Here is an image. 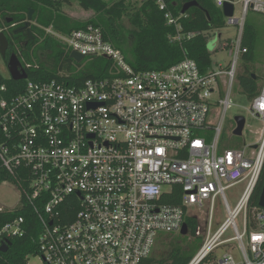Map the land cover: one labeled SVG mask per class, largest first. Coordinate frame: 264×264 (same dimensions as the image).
I'll return each instance as SVG.
<instances>
[{
	"label": "built area",
	"instance_id": "1",
	"mask_svg": "<svg viewBox=\"0 0 264 264\" xmlns=\"http://www.w3.org/2000/svg\"><path fill=\"white\" fill-rule=\"evenodd\" d=\"M154 1L168 25L180 29L183 14L176 18L166 0ZM226 4L234 13L224 15L225 24L237 27L238 38L222 50L231 49L233 57L206 72L188 58L163 71L137 72L100 26L45 30L70 54L104 57L113 65L106 78L81 84L27 78L21 93L0 100V160L19 177L14 187L20 199L9 210L25 208L34 218L19 215L0 227V264L8 263L2 255L14 240L37 230L36 249L13 264H30L32 257L41 264H143L161 235L180 234L187 218H199L192 209L204 207L207 237L190 264H202L233 242L243 264H264V208L252 206L264 169V85L250 106L263 123L255 143L243 150L220 145L247 52L246 19L249 13L264 15V0H215L223 14ZM239 184L243 193L231 207L225 192ZM174 186L184 193L180 206L162 201ZM218 199L227 218L212 232ZM228 230L233 236L226 239ZM216 264L238 263L226 253Z\"/></svg>",
	"mask_w": 264,
	"mask_h": 264
},
{
	"label": "trees",
	"instance_id": "2",
	"mask_svg": "<svg viewBox=\"0 0 264 264\" xmlns=\"http://www.w3.org/2000/svg\"><path fill=\"white\" fill-rule=\"evenodd\" d=\"M62 1L65 2L60 0L59 3H63ZM67 1H75L94 12L95 18L75 21L64 15L61 5H55L54 0H0V23L12 28L7 34L9 52L18 56L29 80L57 79L74 85L89 79H103L110 74L113 62L104 57L86 58L81 63H76L58 40L46 34L45 30L50 27L62 33H70L89 25L100 26L106 39L123 53L126 62L137 72L163 71L186 58L196 61L201 71L206 72L212 65L209 41L226 27L224 14L215 5V0H166L169 10L176 18L181 17L186 3L196 1L199 4L179 18L180 29L168 25L165 13L158 9L154 0H146L140 8H136L137 5L129 0H118L114 3L109 0ZM125 17L131 22L132 28L124 26ZM27 23L29 26L25 29ZM18 30L22 31L16 33ZM242 45L247 52L241 57L242 64L239 63L236 81L249 101H253L263 87L260 86L259 76L253 67L264 60V29L259 27L253 13L247 16ZM42 55L47 56L46 61ZM9 57L7 53L6 63ZM26 82L14 81L0 75V100L21 93ZM2 87L6 88L5 92L1 91ZM1 140L0 133V142ZM18 182L19 177L12 176L0 160V186L3 183L17 186ZM263 187L264 169L252 198V206L258 205ZM183 195L182 187L174 186L172 192L164 195L162 201L168 205L180 206ZM29 214V211L21 207L5 209L0 212V227L19 215L27 218L30 216L34 221L32 214ZM35 224L38 228L36 218ZM186 224L188 235L196 237L198 219L187 218ZM37 234L38 230L27 234L23 239L14 240L9 253L2 255L8 263L1 264L23 261L28 253L36 249ZM169 236L161 235L157 245L169 241ZM173 241L169 243L170 251L167 256L154 257L153 253L143 264H190L196 255L189 254V246L186 248ZM199 242L201 247L204 240ZM213 257L210 255L202 264H215L216 259Z\"/></svg>",
	"mask_w": 264,
	"mask_h": 264
},
{
	"label": "rangeland",
	"instance_id": "3",
	"mask_svg": "<svg viewBox=\"0 0 264 264\" xmlns=\"http://www.w3.org/2000/svg\"><path fill=\"white\" fill-rule=\"evenodd\" d=\"M53 2L55 5H61L60 9L62 13L75 21H87L91 18H95V13L92 11L87 10L86 8L80 6L77 2L71 1L68 2L65 0L63 3H59L60 0H54ZM111 3H114L118 0H109ZM146 0H129V2L134 3L136 8H140L143 3ZM256 19L259 23V27L264 29V15L263 14H257ZM240 15V7L237 6L236 9V16ZM123 24L126 28H132L131 22L128 18H124ZM1 31V27H0ZM220 36V37H219ZM238 38V32L237 27L235 26H226L222 30L218 31L215 37H213L212 41H209V48H215L218 46V52H212V67L214 69H219L218 65L225 67L226 64L232 59L233 53L231 49H224L222 50V47L226 42L233 41ZM216 44L214 47L213 45ZM44 61H46L47 56L42 55L41 56ZM77 63V62H76ZM242 64V61L240 62V65ZM253 70L256 72V74L259 76V83L260 86L264 85V60L262 62L257 63ZM0 75H2L5 78H10V73L8 69V65L5 62V60L2 58L0 54ZM250 106L251 101L244 95L242 88L238 81L234 84L232 91H231V107L227 110L225 120L223 122V130L222 134L220 136V145L221 147H224L226 149H245V147H248L252 143H255L257 140L259 133L262 128V121L259 119L254 118L251 115L250 112ZM237 116H242L246 120V126L244 130V134L242 136H236L234 134V130L236 128V122L235 118ZM212 121L215 122V117L212 118ZM257 132V134H255ZM169 186H164V190H167ZM244 190L243 185H235L229 189L226 190L225 194L226 197L231 205V207H235L238 200L240 199L242 193ZM19 194L15 190V187L9 183H3L0 186V206L2 208L12 209L16 207V205L19 202ZM194 211L198 218L200 232L196 233V237H192L190 235H187V237L181 235V233L172 234L170 235L169 241L164 242L163 244L157 245L154 252V257H160L162 255L167 256L168 252L170 251L169 243L171 241H176L177 244H182L186 248L189 246V254L193 253L195 255L198 254L200 251V242L201 239L205 241L207 237V213L208 210L206 207L202 209H192ZM227 214L225 211V208L222 204L221 199H218L215 206L214 211V219H213V228L212 232H215L219 226L226 220ZM237 224L242 231L243 229V215H241L237 219ZM198 232V231H197ZM233 236L232 230H228L226 233L225 238H231ZM186 238V239H185ZM201 238V239H200ZM172 239V240H171ZM173 241V242H174ZM185 242V244H183ZM226 253H231L233 257L235 258L236 262L238 264H243V258L242 253L238 245L233 242L229 246L220 247L216 250V252L213 254L214 260L216 258H222ZM216 257V258H215ZM30 264H41V259L39 257H32L30 259ZM216 264V261H215Z\"/></svg>",
	"mask_w": 264,
	"mask_h": 264
},
{
	"label": "water",
	"instance_id": "4",
	"mask_svg": "<svg viewBox=\"0 0 264 264\" xmlns=\"http://www.w3.org/2000/svg\"><path fill=\"white\" fill-rule=\"evenodd\" d=\"M199 4L196 1L193 2H189L186 3L183 6L182 9V13L185 14L189 9L193 8V7H197ZM234 13V7L231 4H226L224 6V15L225 17H232ZM32 14H33V10L30 12V19H32ZM29 23L26 24L25 29L28 28ZM22 30H18L17 32H20ZM10 47V43L9 40L6 36V34L4 32H0V54L2 56V58L4 60L7 59V53ZM71 59H73L75 62L77 63H81L84 60V56L77 53V52H72L70 54ZM7 65H8V69H9V73H10V78L14 81H21V80H26L28 78V75L26 74V71L23 68V65L21 63V61L19 60L18 56L13 53L11 54V56L9 57L8 61H7ZM235 122H236V129L234 131V134L236 136H242L245 126H246V120L244 117L242 116H237L235 118ZM259 206L264 208V187H263V191L259 200ZM182 236H187L188 235V227L187 225H184L183 230L181 232ZM2 252H7L8 251V247L7 246H3L1 248Z\"/></svg>",
	"mask_w": 264,
	"mask_h": 264
},
{
	"label": "flooded vegetation",
	"instance_id": "5",
	"mask_svg": "<svg viewBox=\"0 0 264 264\" xmlns=\"http://www.w3.org/2000/svg\"><path fill=\"white\" fill-rule=\"evenodd\" d=\"M0 27H1V31L4 32L6 34V36H7V34L10 33V31L12 29L11 27H8V26H6L4 24H1V23H0ZM9 51H10V49L8 50V54H9V56H11V54H13V53L12 52H9Z\"/></svg>",
	"mask_w": 264,
	"mask_h": 264
}]
</instances>
